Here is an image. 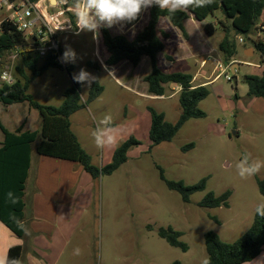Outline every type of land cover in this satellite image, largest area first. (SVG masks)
I'll return each instance as SVG.
<instances>
[{
    "label": "rangeland",
    "instance_id": "obj_1",
    "mask_svg": "<svg viewBox=\"0 0 264 264\" xmlns=\"http://www.w3.org/2000/svg\"><path fill=\"white\" fill-rule=\"evenodd\" d=\"M56 1L57 5L44 0L43 8L50 15L65 11L63 19L68 22L63 26L68 27L58 29L56 36L62 51L66 44L70 45L78 59L74 64L62 62L64 69H49L33 82L29 93L44 105L60 106L65 91L73 85V74L84 68L98 77L104 88L90 102L93 83L90 87L83 84L81 98L87 106L71 117L73 132L91 155L92 163L99 169L110 164L116 149L132 136L140 145L129 150L128 161L111 175L100 174L94 179L80 165L81 176L64 171L63 187L58 195L37 196L39 207L46 202V208L38 209V218L34 221V228L43 234L39 242L31 235L25 239L21 264L32 258L40 264H173L176 261L201 264L208 257L206 233L215 232L224 242H235L252 226L256 205L264 202L259 185L264 180V168L247 179H241L236 169L245 151L254 159L264 161V98L249 96L244 80L249 75L264 74V62L255 48V42L264 41V12L249 37L236 35L232 20L221 10L204 21H197L190 14L185 21L186 35L168 18H162L158 29L165 50L158 55L159 67L168 73L192 75L193 85L206 86L209 96L199 104L205 117L188 120L172 141L151 149L150 108L163 113L168 122L177 123L182 113L181 89L168 84L163 97L150 95L145 82L151 73L148 57L136 67L128 62L119 69L106 65L109 53L101 32L96 41L92 33L74 35L73 0ZM6 15V6H0V18L3 16L0 21ZM148 20L149 11H146L133 27L117 24L109 29L114 35L124 34L131 40ZM208 25L214 27L212 35L206 32ZM226 33L237 44V54L229 64L220 50ZM241 38L244 42H240ZM11 55H2L1 68L16 79V68L22 65V57L20 53L15 59ZM89 61H98L101 71L97 73L90 68ZM234 65H238L236 85ZM66 67L72 71L69 73ZM226 74L230 79L225 78ZM106 114L112 116L118 143L112 148L99 149L92 132L96 120ZM190 144L194 147L186 148ZM161 169L169 181H183L192 186L206 179V187L191 195L190 202L186 203L179 192L169 189L161 177ZM47 182L50 184V176ZM227 191L231 192L228 207L200 206L210 192L219 197ZM162 228L183 233L179 239L188 250L183 251L163 239L159 233ZM76 248L81 250L79 255L74 254Z\"/></svg>",
    "mask_w": 264,
    "mask_h": 264
},
{
    "label": "trees",
    "instance_id": "obj_2",
    "mask_svg": "<svg viewBox=\"0 0 264 264\" xmlns=\"http://www.w3.org/2000/svg\"><path fill=\"white\" fill-rule=\"evenodd\" d=\"M221 10L223 14L232 20V25L236 35L249 37L261 20L264 12V0H213V2L202 8H190L187 11H177L170 14L167 10H160L153 6L149 8V20L144 29L139 32L133 40L128 39L124 34L114 35L109 28L100 30L102 41L105 45L109 57L106 65L116 66L121 62H128L133 66H138L144 57H148L151 63V73L145 77L148 85V92L152 96L163 97L165 87L174 84L181 87L180 104L182 113L177 123L173 124L166 120L163 113L150 108L151 127L150 140L152 147L164 142L172 141L182 126L192 118H203L206 114L199 109L201 101L209 96L206 86H194V77L183 72H164L158 64V55L165 50V43L159 35L158 25L162 18H168L170 23L177 27L186 35L185 21L190 14L197 21H204L216 11ZM145 12V11H144ZM140 18L128 27L138 24ZM0 32V75L1 57L3 54L15 48L22 51V65L16 68L17 78L13 84H3L0 82V103L5 106L27 103L30 109L38 112L41 126L36 131H24L23 124L16 131H9L0 122V129L4 134V142L0 148V221L7 226L10 231L18 237L25 234V185L31 168L33 145L36 146V153L64 161L77 163L83 167L94 179L100 174L111 175L128 161V152L133 146L140 145L134 137H130L121 144L113 155L110 164L101 169L92 163L91 155L83 148L78 137L72 130L71 117L87 106L81 98V87L83 84L73 80V85L64 93V101L60 106L44 105L37 101L29 90L33 82L43 76L49 69H64L61 61L63 54L60 43L57 40L59 49L50 51L45 57H41L37 51L29 49L25 35L18 31L10 22H2ZM209 35L214 33L212 25L206 26ZM167 37L166 33H162ZM255 48L259 51L264 62V41L255 42ZM220 50L224 54L225 62L230 63L237 54L236 39L230 33H226L220 43ZM88 66L99 73L101 66L98 61H89ZM70 73L71 67H66ZM249 88V96L264 98V74L262 76L249 75L245 80ZM104 91L100 85L98 77L93 82L89 101H95ZM194 147V144L186 148ZM161 177L166 181L169 189L177 191L182 195L184 202L189 203L190 197L196 192L203 191L206 187V179L196 185L188 186L183 181L174 182L166 179L164 171L161 169ZM260 190L264 194V180L259 181ZM11 192L18 202L13 204L7 194ZM230 191L222 196L216 197L210 192L200 203L202 208L228 207ZM23 222V227L18 223ZM160 236L167 240L172 246L180 247L183 251L188 250V246L180 241L183 235L181 232L170 229H160ZM205 246L211 264H245L255 260L264 250V217L255 214L254 222L250 229L233 243L221 240L215 232H208L205 235ZM23 248L13 246L9 248L7 256L9 258L21 259ZM173 264H181L179 261Z\"/></svg>",
    "mask_w": 264,
    "mask_h": 264
},
{
    "label": "clouds",
    "instance_id": "obj_3",
    "mask_svg": "<svg viewBox=\"0 0 264 264\" xmlns=\"http://www.w3.org/2000/svg\"><path fill=\"white\" fill-rule=\"evenodd\" d=\"M212 2L213 0H73L76 16V27L73 34L79 36L81 33H92V39L96 41L100 37L102 28H111L117 24L121 26L131 24L138 20L144 11L153 6L174 14L177 11H187L190 8L206 7ZM77 59L75 50L66 44L61 61L74 64ZM73 80L90 87L96 81V77L86 69L80 68L78 73L73 74ZM92 137L99 149L112 148L117 145L118 141L110 114L96 120V128L92 132ZM262 168H264V161L254 159L247 151L236 165L237 174L241 179L257 175ZM7 196L13 204L18 202L13 193L9 192ZM255 211L257 215L264 217V202L258 203ZM18 223L23 227V222L18 221ZM80 252L79 248L74 249L75 255H79ZM0 264H21V261L3 255L0 256ZM201 264H211L210 258L204 257Z\"/></svg>",
    "mask_w": 264,
    "mask_h": 264
},
{
    "label": "crops",
    "instance_id": "obj_4",
    "mask_svg": "<svg viewBox=\"0 0 264 264\" xmlns=\"http://www.w3.org/2000/svg\"><path fill=\"white\" fill-rule=\"evenodd\" d=\"M13 1L19 2V0H13ZM38 1L43 3L44 0H36V2ZM66 2H69V0H66ZM56 5H57V1H56ZM146 11H149V9H147ZM146 11L144 12L143 16L145 15ZM8 15H6L5 18H7ZM2 17L0 18V20H2ZM134 38H132L131 40H133ZM248 50H246V52ZM145 58L146 57H144L143 60ZM106 59H108V57ZM123 63H127V62H121L116 66H110V67H115L119 69L120 68L119 66H121ZM177 87L181 89V87L179 86ZM179 93H181V90ZM32 117L34 119L31 123ZM0 122H2V124L11 132L16 131L23 124H25L24 131H36L41 126L40 117H38V115H36L34 111L30 109L29 105H27L26 103L15 104L10 106H5L0 103ZM3 142H4V134L0 129V148L2 147ZM36 146L37 144L33 145L31 168L29 170V175L24 191L25 193L24 213H25V225H26L25 234L21 238L16 236L10 231V229L7 226H5L0 221V256L7 255L9 248L13 246H21L23 248L25 239L29 235L33 237V240L35 242H39L42 237L43 231L34 228V221L38 218L37 215L38 209L46 208L44 206L46 202L45 204H42L39 207V205H37L38 201L36 197L39 196V198H41L43 196H48V195H58V191H60L63 187L62 185L64 181L63 175L65 170L71 174L76 172L80 176L83 175V169H81L80 165H77V163L45 157V156H39L36 153ZM48 175L50 176L51 179L50 184L47 182V178L49 177ZM51 192L53 194H51ZM56 205L59 206V203H56ZM262 256H264V250L255 260L245 264H262V262H264V258ZM39 262L40 261H38L37 259L32 258L26 264H40Z\"/></svg>",
    "mask_w": 264,
    "mask_h": 264
},
{
    "label": "built area",
    "instance_id": "obj_5",
    "mask_svg": "<svg viewBox=\"0 0 264 264\" xmlns=\"http://www.w3.org/2000/svg\"><path fill=\"white\" fill-rule=\"evenodd\" d=\"M0 6H6V11L9 13L5 19L17 28L18 31L25 35L28 42V48L37 51L41 57H45L50 51H57L56 31L63 26L67 20H64L65 11H59L54 14H49L40 1L32 2L31 0H0ZM4 21V20H3ZM0 22V32L2 31V22ZM240 42H244L241 38ZM22 50L15 48L8 51L11 53V58L15 59L19 56ZM220 67H222L220 65ZM226 79H230L227 74ZM0 82L3 84H13L15 79L8 70H2Z\"/></svg>",
    "mask_w": 264,
    "mask_h": 264
},
{
    "label": "water",
    "instance_id": "obj_6",
    "mask_svg": "<svg viewBox=\"0 0 264 264\" xmlns=\"http://www.w3.org/2000/svg\"><path fill=\"white\" fill-rule=\"evenodd\" d=\"M51 1L52 2L54 1L56 3V0H51ZM234 67H236V68L232 69V73L234 75L233 81H234V83L236 85L237 84V80H238V77L236 76V71L238 70V65H234ZM240 78H242V77H240ZM246 79H247V77H244V80H246Z\"/></svg>",
    "mask_w": 264,
    "mask_h": 264
}]
</instances>
